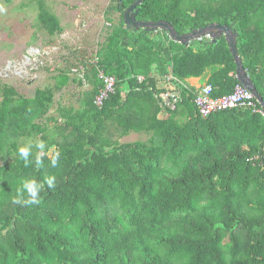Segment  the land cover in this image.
<instances>
[{"label":"trees","instance_id":"obj_1","mask_svg":"<svg viewBox=\"0 0 264 264\" xmlns=\"http://www.w3.org/2000/svg\"><path fill=\"white\" fill-rule=\"evenodd\" d=\"M134 1L111 0L105 10L97 62L84 74L91 89L78 108L58 102V117L48 115L66 72L32 97L0 85V264H264V158L248 160L264 145V117L238 107L202 118L199 91L186 84L207 74L212 96L233 91L226 39L185 46L164 30L130 32L123 12ZM191 1L146 0L136 18L167 22L178 35L233 25L264 102V0ZM33 26L50 37L63 31L43 0ZM100 72L116 79L102 107L94 104ZM166 78L181 100L165 112L156 84ZM131 132L149 138L120 143ZM24 139L34 140L27 166L18 153ZM27 179L43 183L38 204L26 193L13 202Z\"/></svg>","mask_w":264,"mask_h":264},{"label":"rangeland","instance_id":"obj_2","mask_svg":"<svg viewBox=\"0 0 264 264\" xmlns=\"http://www.w3.org/2000/svg\"><path fill=\"white\" fill-rule=\"evenodd\" d=\"M60 21L62 33L48 36L33 26L38 0H0V85L8 84L25 97L34 96L38 89L53 87L62 72L70 81L55 92V101L48 115L58 117L57 103L69 109L79 105L80 98L91 88L74 72L85 60H94L105 31L104 13L111 0H43ZM211 0H192L190 7ZM225 3L227 0H217ZM120 12L114 13L118 20ZM157 88L173 87L167 81H157ZM165 118V112L160 113ZM53 126L50 123V127ZM149 138L146 132L135 133L120 139L130 143ZM19 143V148L33 144L34 140ZM18 148V149H19ZM11 155H18L11 150Z\"/></svg>","mask_w":264,"mask_h":264},{"label":"built area","instance_id":"obj_3","mask_svg":"<svg viewBox=\"0 0 264 264\" xmlns=\"http://www.w3.org/2000/svg\"><path fill=\"white\" fill-rule=\"evenodd\" d=\"M74 72L78 73V70L74 69ZM99 78L102 81V86L94 98V104L98 107H102L108 96L115 91L116 79L103 72L99 73ZM137 80L141 82L144 80V77L138 76ZM212 94L213 87L209 84H205L199 89L198 94L195 96L194 104L202 118L238 107L250 108L253 112L259 113L264 117V110L253 93L240 84H237L229 94L218 97H214ZM180 100L181 97L179 92L173 87L162 89L158 94V101L165 111L175 110ZM261 156L264 158V145L259 154H256L248 160H257Z\"/></svg>","mask_w":264,"mask_h":264},{"label":"water","instance_id":"obj_4","mask_svg":"<svg viewBox=\"0 0 264 264\" xmlns=\"http://www.w3.org/2000/svg\"><path fill=\"white\" fill-rule=\"evenodd\" d=\"M146 0H135L131 5H129L123 14V20L126 30L128 31H138L144 29L146 31H154L157 29L164 30L168 33V36L182 45L187 46L190 40H201L202 37L209 36L212 38L213 43L220 39L221 36H225L226 42L228 44L229 51L236 65V78L240 85L248 89L253 93L258 103L264 110V102L256 90L255 85L250 80L246 70L243 67L241 57L237 49L236 38L238 32L233 29V25H221L217 23L209 24L198 30L190 31L187 34L178 35L174 28L167 22L158 21H139L137 20V15L139 12V6Z\"/></svg>","mask_w":264,"mask_h":264},{"label":"clouds","instance_id":"obj_5","mask_svg":"<svg viewBox=\"0 0 264 264\" xmlns=\"http://www.w3.org/2000/svg\"><path fill=\"white\" fill-rule=\"evenodd\" d=\"M36 148L43 150L44 144L41 141H37ZM19 156L23 158L25 165L27 166L30 161L29 157L31 155V145H25L18 149ZM52 166L55 167L57 164V159H53L51 161ZM36 164L39 166L41 164V158L39 155H37L36 158ZM46 183L49 188H53L55 186V177H47ZM43 189V183L40 181H37L36 179H27L22 182L21 189L18 190L17 198L14 199V203L21 202V198L24 196V194H27L28 199L25 201L28 204H38L39 201V195L40 192Z\"/></svg>","mask_w":264,"mask_h":264},{"label":"crops","instance_id":"obj_6","mask_svg":"<svg viewBox=\"0 0 264 264\" xmlns=\"http://www.w3.org/2000/svg\"><path fill=\"white\" fill-rule=\"evenodd\" d=\"M125 11V10H124ZM123 14H124V12H123ZM234 29V28H233ZM189 33V32H188ZM225 38V36L223 35V36H221L220 37V39L221 38ZM219 39V40H220ZM226 39V38H225ZM205 40H210V41H212L213 42V40H212V38L211 37H209V36H204V37H202V39L201 40H197V39H195V40H190L189 41V43H191V42H194V41H197V42H200V41H205ZM218 41V40H217ZM216 41V42H217ZM215 42V43H216ZM97 52V51H96ZM97 62V56H96V53H95V59L94 60H85V62H84V64H80L79 66H77L76 68H75V70H78V73H76L77 74V76L81 79V81H83V82H85L86 83V81H85V79H84V74H85V71H86V63H96ZM80 72V73H79ZM207 78H208V75L206 74L205 76H203V77H199V78H189V79H187L186 80V84L189 86V87H193V88H195L196 90H198L199 91V89L203 86V85H205L206 84V80H207ZM166 81L168 82V79L166 78ZM88 86H90L89 84H88ZM91 88V87H90ZM159 90H162V89H164V88H162V87H160L159 86V88H158ZM79 107V105H78V103H77V107H75V108H78ZM166 112V111H165Z\"/></svg>","mask_w":264,"mask_h":264}]
</instances>
